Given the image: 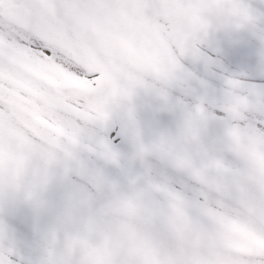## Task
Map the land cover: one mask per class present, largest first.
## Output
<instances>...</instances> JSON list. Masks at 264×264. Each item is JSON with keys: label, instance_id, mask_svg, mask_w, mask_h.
I'll return each instance as SVG.
<instances>
[{"label": "snow or ice", "instance_id": "snow-or-ice-1", "mask_svg": "<svg viewBox=\"0 0 264 264\" xmlns=\"http://www.w3.org/2000/svg\"><path fill=\"white\" fill-rule=\"evenodd\" d=\"M0 264H264V0H0Z\"/></svg>", "mask_w": 264, "mask_h": 264}]
</instances>
